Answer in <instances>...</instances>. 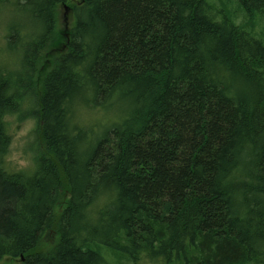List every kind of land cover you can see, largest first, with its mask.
I'll list each match as a JSON object with an SVG mask.
<instances>
[{
  "label": "trees",
  "instance_id": "1",
  "mask_svg": "<svg viewBox=\"0 0 264 264\" xmlns=\"http://www.w3.org/2000/svg\"><path fill=\"white\" fill-rule=\"evenodd\" d=\"M17 2L37 31L0 68V264H264V0ZM26 99L35 169L13 172ZM117 104L99 135L73 120Z\"/></svg>",
  "mask_w": 264,
  "mask_h": 264
},
{
  "label": "rangeland",
  "instance_id": "2",
  "mask_svg": "<svg viewBox=\"0 0 264 264\" xmlns=\"http://www.w3.org/2000/svg\"><path fill=\"white\" fill-rule=\"evenodd\" d=\"M17 1L18 0L10 1L12 4L11 9L9 7L5 9V6L0 8V68L2 63L7 62V67L10 69L9 72L11 74H9V76H12L11 78H13L14 75L16 76L19 74L20 67L23 63L22 56L24 55L22 51L24 50L26 39L24 41L21 40L24 39L23 37L25 35L28 37V32L32 31V29L37 31V22L31 20L28 17L27 13L20 8ZM230 10L232 13H234L236 11V7H230ZM67 15L68 12H66L64 9H61V19H63L64 22L66 21L65 23L67 27H70L72 22L67 20ZM239 16L243 17L241 14ZM241 20L243 21L244 19ZM256 20L258 21V19ZM239 22L242 23L241 21ZM259 24L261 27L264 25L261 20L257 26H259ZM257 29L258 27L255 30ZM17 33V38L20 39V41L18 43L15 42L16 45H13L15 49L11 50L10 46L12 43V38H14ZM36 33L37 32H35L33 36H36ZM17 45L19 46L18 48L16 47ZM60 49L61 47H56L54 50L57 51L51 49L47 50L46 56L48 59H50L51 56L57 53ZM23 96H26V94ZM32 102H34V100L30 101L29 99H26V101H21L19 110L15 113L7 115L5 119L6 122H8V133L11 136V146L9 149L6 165L8 166V170L13 172L24 171L30 173L35 169L34 157L36 156V153L34 148L37 123L36 120L30 116L31 113H29V111L33 109ZM125 109L126 107L124 105L117 104L115 105V110L114 108H102L100 111L88 109L81 110L77 113L79 109L72 107V110L75 114L73 120L76 124H81V122L83 123L85 121V123H88L89 127L95 129V135H99L102 130L101 127L104 126V124L116 122L120 118L122 111ZM104 253L111 264H118L119 262L125 263L122 259H119V256L113 255V253L109 250H105Z\"/></svg>",
  "mask_w": 264,
  "mask_h": 264
}]
</instances>
